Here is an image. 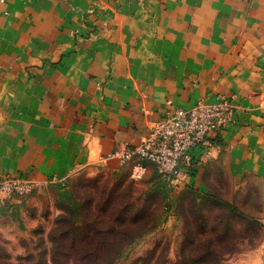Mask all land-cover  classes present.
<instances>
[{
    "label": "crops",
    "instance_id": "1",
    "mask_svg": "<svg viewBox=\"0 0 264 264\" xmlns=\"http://www.w3.org/2000/svg\"><path fill=\"white\" fill-rule=\"evenodd\" d=\"M219 93L235 120L192 188L264 187V0H0V178L131 172L103 158Z\"/></svg>",
    "mask_w": 264,
    "mask_h": 264
},
{
    "label": "rangeland",
    "instance_id": "2",
    "mask_svg": "<svg viewBox=\"0 0 264 264\" xmlns=\"http://www.w3.org/2000/svg\"><path fill=\"white\" fill-rule=\"evenodd\" d=\"M104 205L125 209L128 225L146 212L135 228H152L131 242L113 239L115 252L124 246L117 254H103L115 257L113 264H180L182 258L201 257L207 239L215 242L213 259L224 264H264V187L255 179L237 185L224 175L208 190L175 189L154 171L134 179L128 168L117 171L102 163L66 180L34 183L26 194L3 197L0 264L16 263L29 253L38 258L40 238H47L61 214L68 212L85 226L86 215L102 213ZM121 221L106 215L103 225L121 227ZM205 221L214 230L200 226ZM190 229H196L195 242Z\"/></svg>",
    "mask_w": 264,
    "mask_h": 264
},
{
    "label": "built area",
    "instance_id": "3",
    "mask_svg": "<svg viewBox=\"0 0 264 264\" xmlns=\"http://www.w3.org/2000/svg\"><path fill=\"white\" fill-rule=\"evenodd\" d=\"M237 106L232 96L219 93L215 101L201 98L192 107H174L154 121L137 144L124 143L103 158L131 166V176L141 179L152 163L169 186L192 188L193 179L218 146L219 135L234 123ZM36 183L22 174L0 178L4 197L26 194Z\"/></svg>",
    "mask_w": 264,
    "mask_h": 264
},
{
    "label": "trees",
    "instance_id": "4",
    "mask_svg": "<svg viewBox=\"0 0 264 264\" xmlns=\"http://www.w3.org/2000/svg\"><path fill=\"white\" fill-rule=\"evenodd\" d=\"M105 202L106 200H104V204ZM111 208L112 206L107 207V205H104L102 213L90 211L86 215L85 226L77 224L75 219L69 216L68 212L61 214L47 238H40L41 246L38 258L29 253L27 257H21L18 262H8V264H113L115 257L103 258V254H117L118 250L120 249L121 251V248L124 247H120L115 252V241L113 242V239L118 240L120 237H124L129 239L128 242H131L150 232L152 228H135V226L140 225L145 220L146 212L138 217L139 219L143 218L141 221H134L135 225H128L126 220H128L130 214H127L125 209L121 207L117 210H112ZM106 215L108 217L116 215V217L122 218L121 227H118V225L115 227L103 225V218ZM200 226H208L207 228L211 230H214L215 227H212L211 224L208 225L207 221ZM190 230L191 237H194L193 242H195V237H197L196 229ZM206 242L204 244L201 243L202 251L199 253L201 257H185L181 259L180 264H206L208 257H211L209 261L212 264H224V259H213L215 242L210 239H207Z\"/></svg>",
    "mask_w": 264,
    "mask_h": 264
}]
</instances>
